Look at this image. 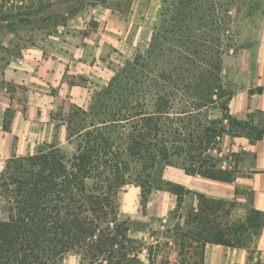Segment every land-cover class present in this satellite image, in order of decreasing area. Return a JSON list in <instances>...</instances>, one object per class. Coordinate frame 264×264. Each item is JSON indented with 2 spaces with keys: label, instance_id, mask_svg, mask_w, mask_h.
Returning a JSON list of instances; mask_svg holds the SVG:
<instances>
[{
  "label": "trees",
  "instance_id": "trees-1",
  "mask_svg": "<svg viewBox=\"0 0 264 264\" xmlns=\"http://www.w3.org/2000/svg\"><path fill=\"white\" fill-rule=\"evenodd\" d=\"M171 1L170 22L162 37L169 34L166 41L178 39L198 50L208 41L207 35L198 34L209 26L206 18L221 29L215 0ZM116 83L122 84L119 75L95 100L92 121L86 123L85 111L67 121L66 141L75 142L71 156L55 140L34 154L6 162L0 173V211L6 215L0 219V264H62L71 254L79 257V264H154L150 253L149 263L140 257L143 244L129 236V224L120 218L119 196L130 180L142 189L143 207L154 188L176 196L179 206L188 194L193 197L184 226L178 227L183 238L178 264L187 263L185 251L198 257L194 264H204L207 245L247 250L260 239L264 211L251 206L245 189L236 187L232 199L213 198L165 181L163 175L167 168L180 167L188 176L233 182L238 162L232 166L219 146L226 137H246L256 144L263 140L264 129L231 114L232 97L224 94L219 104L210 99L194 110L177 112L170 96L156 94V111H130L129 83L112 98ZM256 90L261 93L263 88ZM211 109H219V115L210 117ZM194 114L204 122L198 120L197 131L187 128L188 137L167 124L173 116L191 119ZM7 115L5 131L11 123ZM80 115L85 117L78 120ZM239 209L245 210L240 217L236 215Z\"/></svg>",
  "mask_w": 264,
  "mask_h": 264
},
{
  "label": "rangeland",
  "instance_id": "rangeland-1",
  "mask_svg": "<svg viewBox=\"0 0 264 264\" xmlns=\"http://www.w3.org/2000/svg\"><path fill=\"white\" fill-rule=\"evenodd\" d=\"M168 1L138 0L134 3L133 0H114L109 7L116 15L110 20L117 27L111 31L113 42H105L102 47L99 44V70L92 71L93 74L90 72V75L87 72L78 75L66 73L64 89H48V96H30L23 87L13 91L14 105L8 115L4 114L9 121L18 114L19 126L10 128L6 133L0 131V173L11 156L33 154L55 140L60 143L62 152L71 156L75 151V142L66 141L67 121L81 111L87 113L86 123L92 121L95 100L118 75L122 84L118 86L116 83L113 87L112 98L129 83V110L139 113L158 109L153 101L157 98L156 94L170 96L173 101L171 106L177 112L194 110L210 99L219 104L222 94L233 97L239 90L249 87L252 91L256 90L255 86L264 81V0H215L221 29L217 30L211 25V19L206 18L209 19V26L200 29L198 34L207 35L208 41L198 50L187 48V42L176 38L175 41H166L169 34L162 38L165 36L164 27L170 22L167 10H172L173 1ZM65 2L69 5L65 13L69 16H48V5L56 3L63 8ZM77 10L88 11L85 0H0V60L23 57L25 49L44 41H54L50 35L54 36L62 22L80 26L98 24L96 16L74 17ZM39 12L42 14L39 15ZM109 34H105L104 30L99 32L100 40L110 42L112 38ZM61 36L64 37V33L59 35L63 40ZM59 45L58 50L73 51L74 44ZM192 50L197 54H192ZM2 107L0 104V109ZM219 112V109H211L209 115L213 118ZM1 115L0 110V119ZM193 116L191 119L188 115H181L180 118L173 116L166 123L179 128L184 133L183 137H188L187 128L197 131L198 120L204 122L202 117ZM84 117L80 115L78 120ZM96 119L99 120V117ZM219 147L233 166L234 161L239 159V153L226 151L227 141ZM212 154L217 155L216 152ZM163 179L213 198H222L229 191L221 182L199 175L188 176L180 167L167 168ZM243 185L242 189L248 192L250 200L251 193L247 185ZM142 197L141 187L132 180L119 196L120 218L128 222L129 236L144 246L140 257L149 263L147 256L150 253L154 264H178L177 250L183 241L178 227L184 226V215L193 206V197L188 194L179 206L176 196L154 188L146 207L142 205ZM244 212L239 209L236 215L240 217ZM5 217L0 211V219ZM256 246L257 242H254L247 250L234 251L207 245L204 264H263L257 259ZM185 252H188L186 264H194L198 257L191 256L193 252ZM62 264H79V257L68 255Z\"/></svg>",
  "mask_w": 264,
  "mask_h": 264
},
{
  "label": "crops",
  "instance_id": "crops-1",
  "mask_svg": "<svg viewBox=\"0 0 264 264\" xmlns=\"http://www.w3.org/2000/svg\"><path fill=\"white\" fill-rule=\"evenodd\" d=\"M52 1L55 2L56 0ZM85 1L88 11L77 10L73 15L81 18L82 16H96L97 25L80 26L62 22L63 24L57 26V32H55L54 36L50 35V37H54V41H48V43L44 41L40 45L36 44L31 46V48L25 49L23 57L0 60V104L3 105L2 109H0L2 111L0 131H3V133L10 131L3 130V126L4 113L15 102L13 91L21 90L23 87L30 96H48V89L59 88V91L64 89L66 73L78 75L87 72V75H90V72L93 74V72L99 70V44L102 47L105 42L107 44L113 42L114 36L111 31L117 27L110 20V17L116 15L112 8L109 7L114 0ZM133 1L136 3L138 0ZM68 7L69 5L66 2L63 8L56 3H51L48 5V16H69L65 13ZM38 14L41 15L42 13L39 12ZM83 27L85 29H81ZM103 30L105 34L110 33L109 36L112 38L110 42L100 40L99 32ZM62 33L65 35L64 37L61 36L63 40L59 38ZM60 43L63 46L74 44L73 51L68 53L58 50L61 46L59 45ZM258 79L260 80V77ZM258 88H263V91L261 93L257 92V90L251 92V87L239 90L230 100L229 108L234 116L243 120H251L255 126L264 129L263 80L255 86V89ZM17 113L16 111L15 114ZM17 116L18 114L10 121L9 129H16L19 126ZM224 141H227L228 146L225 150L239 153V159L237 160L238 172L234 181L220 183L229 188V191L222 198H234L236 187L242 188L244 187L243 184H246V188L251 193V206L257 210L264 211V137L262 141L256 144L251 143L246 137H226ZM19 156L21 155H13L11 157ZM236 250L234 249V251ZM256 254L257 259L264 263V229L260 239L257 241Z\"/></svg>",
  "mask_w": 264,
  "mask_h": 264
}]
</instances>
